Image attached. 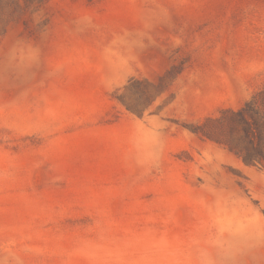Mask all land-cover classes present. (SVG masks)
Returning a JSON list of instances; mask_svg holds the SVG:
<instances>
[{
    "label": "rangeland",
    "instance_id": "obj_1",
    "mask_svg": "<svg viewBox=\"0 0 264 264\" xmlns=\"http://www.w3.org/2000/svg\"><path fill=\"white\" fill-rule=\"evenodd\" d=\"M262 88L264 0H0V264H264Z\"/></svg>",
    "mask_w": 264,
    "mask_h": 264
},
{
    "label": "trees",
    "instance_id": "obj_2",
    "mask_svg": "<svg viewBox=\"0 0 264 264\" xmlns=\"http://www.w3.org/2000/svg\"><path fill=\"white\" fill-rule=\"evenodd\" d=\"M213 139L226 145L246 163L264 165V88L235 112L216 119Z\"/></svg>",
    "mask_w": 264,
    "mask_h": 264
}]
</instances>
